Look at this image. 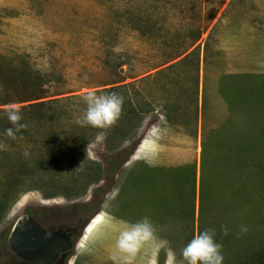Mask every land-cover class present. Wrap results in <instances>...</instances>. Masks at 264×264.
Masks as SVG:
<instances>
[{
  "label": "rangeland",
  "instance_id": "1",
  "mask_svg": "<svg viewBox=\"0 0 264 264\" xmlns=\"http://www.w3.org/2000/svg\"><path fill=\"white\" fill-rule=\"evenodd\" d=\"M0 62L17 68L28 64L41 73L45 97L15 104L22 109L45 103L44 111L61 123L51 121L54 127L42 128L32 122L26 133L18 134L21 137L0 136L6 145L0 150V196L9 188L1 172L8 168V160L20 155L29 159V165L40 161L52 134L63 141L60 155L68 166L67 175L96 164L102 171L99 181L72 199H46L41 189L23 191L50 178L35 173L33 183L24 182L23 193L4 214L0 249L27 212L63 230L91 215L86 228L79 230L69 264H111L120 221L135 222L144 216L168 242L151 264H168V249L180 261L189 235L211 223L216 235L228 230L225 240L216 236L224 250L232 249L223 251L230 255L224 256L223 263L235 262L237 247L244 249L239 241L238 246L230 243L235 238L246 244L264 239V182L253 177L251 185L241 183L231 172L233 163L223 175L220 163L225 159L227 165L234 159L219 157L216 150L212 155L219 177L212 176L211 167L205 174L215 182L212 193L217 204L211 206L207 198L210 209L206 206L204 222L209 224L200 221L204 144L217 139L226 146L228 140L264 134V0H0ZM113 89L127 102L122 118L130 104L139 113L150 111L141 123L137 118L121 119L118 125L126 132L133 123L140 128L116 151L110 150L115 141L109 139L114 127L100 132L76 122L85 111L82 96L87 91L99 94ZM15 90L10 93L32 96L31 88ZM169 106L177 109L171 121L165 116ZM82 131L86 132L83 138ZM116 140L120 141L118 136ZM261 141L247 173L261 172L264 178V136ZM25 149L30 153L27 158L22 154ZM187 166L195 167V195L189 185L175 186L163 175ZM165 185L167 190L171 186L168 197L163 193ZM242 185L248 186L243 187L248 194L239 190ZM146 261L141 255L137 264Z\"/></svg>",
  "mask_w": 264,
  "mask_h": 264
},
{
  "label": "trees",
  "instance_id": "2",
  "mask_svg": "<svg viewBox=\"0 0 264 264\" xmlns=\"http://www.w3.org/2000/svg\"><path fill=\"white\" fill-rule=\"evenodd\" d=\"M7 66L4 62H0V107L1 106H6L9 103H25V102H31V101H38L43 99L45 96V93L43 91V86L44 83L43 81L45 80L43 78V75L35 70H33L31 67H29L28 64H22L20 68H17L16 66ZM17 76V77H14ZM14 77V78H13ZM32 89V96L28 98H21L17 95H12L10 92L12 89H17L15 91L22 90L23 92L26 91V89ZM112 91H118V90H110L109 92ZM261 96H264V91L262 92ZM125 103H127L125 101ZM131 108L128 110V113H125V117L127 120L134 121L136 118L138 121H141L146 117L147 114L150 113L149 110H143L140 113L136 111V108L133 106V104H130ZM46 108L45 103H38L34 104L28 107H24L21 109V111H25L24 117V122L27 123V128L28 129L31 125L32 122L36 123L37 125H41L42 128L44 127H50L51 121H55L56 125L61 124L60 120L56 119L54 116H48V113L44 111ZM172 108V109H171ZM167 113L165 116H167V120L169 121L175 119V114L177 112L176 106H169L168 108H165ZM124 113V110H122ZM122 113V114H123ZM121 114V115H122ZM38 116V117H37ZM124 116V115H123ZM120 116L119 120L116 122L114 127V131L112 133V137H109L110 140L115 141L111 145L110 150L111 151H116L119 149V147L125 142V141H130L132 140L137 132L138 129L140 128V124L131 125L129 127L127 132L125 129L120 127L118 123L122 122L121 119H125ZM47 119V120H46ZM9 121L6 119V117L3 115V110H0V136L2 138H7L3 136V132L6 128L10 127ZM48 127V128H49ZM54 127V125L52 126ZM89 128V130H98L100 132H103L104 130L109 131L111 128L108 129H98V128H93L91 126H86ZM232 128V127H230ZM26 133L25 129L21 131V133L18 134H23ZM110 133V132H108ZM17 134V137H21L20 135ZM82 136L83 138L86 135V132L82 131ZM214 135V134H213ZM119 137L120 141L116 140V137ZM255 136L257 137H248V138H236L235 140H228V144L226 146H221L217 139L214 140H208L204 146H203V158H202V167H203V179L201 183V207H200V221L203 220L204 225L206 226V223L204 222V216L206 215L207 212V207L210 209L209 206L206 205L207 203V198L209 199L208 203L212 206L213 203L217 202L214 200L213 193L212 191L215 188V182L211 180V177H216L219 175L217 170L215 169V165L217 163L216 157L212 154H214V151L216 150L219 153L220 156H226L230 158L227 155L233 156V159L231 163H228L225 165V159L223 160V163L221 166L222 174L224 175L225 172H229V167L233 163V166L231 167L232 171L231 172H236L238 176H236L237 180L245 183L252 182L254 178H259V180L263 183L264 178L261 176V172H255V173H247V170L249 169V165L253 159L256 157L254 156L256 152L259 150V148L262 145L261 139H263L264 134H256ZM56 134H52L44 143V149L46 151V154L42 156V159L40 161H34L33 164L29 165V159H24L20 155L19 157L8 160V164L5 161L6 167H8L6 170L5 168L2 169L1 172H5L6 175V180L9 185L8 190L3 192V195L0 196V223L3 221V217H5L4 214H7L12 206L11 203H13L19 195L23 193V191H28L29 189H33L39 191L40 189L43 191V195L46 199H51L55 198L58 196H63L65 198H77L82 196L86 191L91 187L95 182L100 180V177L102 176V171H101V166L95 165L92 163L94 166H88V168L84 167L83 171L81 173L77 174H72L69 172L68 174V166L65 165L64 158L60 154H63V141L61 140H56L57 139ZM81 138L79 141L81 142ZM230 138V137H228ZM211 139V138H210ZM251 141V142H249ZM213 142V143H212ZM233 142H238V145H231ZM83 143H90V140L87 141H82V146H85L86 144ZM237 146H240L239 148L241 149L239 153H237L238 148ZM216 152V153H217ZM213 157V159H211ZM231 159V158H230ZM235 161V162H234ZM215 164V165H214ZM219 166V167H220ZM5 167V166H4ZM206 167H211L210 172H212V176L210 174L206 175L205 172L206 170L208 171L209 169ZM239 169V170H238ZM163 171V170H162ZM230 172V173H231ZM35 173L43 174L45 179L46 177H50L47 182L42 183L41 186H25L24 187V182L27 180L32 184L33 182L30 181ZM242 174L243 176H239V174ZM46 175V177H45ZM164 177L167 179H170L172 183H175L177 186V183L181 184V188H185L189 185L191 187L192 193L195 195V176H196V171L195 167L192 166H187L183 168H171L165 171L163 173ZM219 177V176H218ZM254 177V178H253ZM261 177V178H260ZM36 179L38 177L36 176ZM68 180V182H67ZM215 180V179H213ZM37 182V181H36ZM171 183V184H172ZM185 186V187H183ZM225 186V183H224ZM258 185H255L254 190L256 193V190H258ZM24 187V188H23ZM165 191L163 193H166V196L168 197V194L171 190V186L169 190H167V186H164ZM243 187H248L246 185L240 186L239 190H242L245 192V188ZM23 188V191L21 189ZM27 188V189H26ZM257 188V189H256ZM20 189V190H19ZM14 190L17 191L19 190V193L15 195ZM239 190L237 192H239ZM156 191V190H155ZM160 192V191H158ZM168 192V193H167ZM163 193H161L163 195ZM248 194V192H245ZM234 194V193H233ZM15 196V197H14ZM17 196V197H16ZM156 197V199H159L160 197L156 195H153ZM16 198V199H15ZM15 199L14 201H12ZM168 199V198H167ZM175 199V197L173 198ZM250 202V201H249ZM207 206V207H206ZM212 211V208H211ZM214 212V211H213ZM212 212V213H213ZM195 215V214H194ZM193 215V218L195 217ZM203 217V218H202ZM213 223L211 225L207 226L204 228V226H201L200 231H203L208 228H212ZM199 231V232H200ZM190 238H192L193 234L189 235ZM216 236L224 237V240L226 238V235L224 234H218ZM236 237H239L236 235ZM264 237V236H263ZM240 238V237H239ZM217 239V238H216ZM228 239V238H227ZM220 240V239H219ZM239 241V245L244 246V249L241 250L239 247H237V254L235 255L237 257L235 262H232L230 260L224 262L223 264H264V239H259L256 240V242L248 241L249 244H246V241L242 242V240H236L230 242L233 245V242L236 246L237 242ZM256 246V247H254ZM248 248V249H245ZM223 251H232V249L227 248L224 250L222 248V254L223 256L230 257V255L226 254ZM230 259V258H229Z\"/></svg>",
  "mask_w": 264,
  "mask_h": 264
},
{
  "label": "clouds",
  "instance_id": "3",
  "mask_svg": "<svg viewBox=\"0 0 264 264\" xmlns=\"http://www.w3.org/2000/svg\"><path fill=\"white\" fill-rule=\"evenodd\" d=\"M82 99L86 108L76 122L81 126L98 129H108L115 125L122 114L125 102L124 96L115 91L98 94L94 90H89ZM3 115L11 126L6 128L2 135L16 139L17 134L27 128L20 106L9 103L3 109ZM5 148V143L0 141V150ZM22 154L26 158L30 155L27 149ZM222 230L224 235L228 234L227 228ZM241 230L247 231L246 227H242ZM167 244L168 242L158 235L157 227L150 217L144 216L135 222L122 220L114 238L111 264H137L141 255L147 257L146 264H151L152 258L160 249L167 248ZM222 247L223 245L216 239V230L208 228L193 234L181 249L180 261L177 260L175 252L168 249V264H223Z\"/></svg>",
  "mask_w": 264,
  "mask_h": 264
},
{
  "label": "water",
  "instance_id": "4",
  "mask_svg": "<svg viewBox=\"0 0 264 264\" xmlns=\"http://www.w3.org/2000/svg\"><path fill=\"white\" fill-rule=\"evenodd\" d=\"M10 242L18 256L42 263H45V258L54 259L59 252L72 248L69 237L61 232H46L30 216L18 219L11 232ZM52 247L57 248L52 251Z\"/></svg>",
  "mask_w": 264,
  "mask_h": 264
},
{
  "label": "flooded vegetation",
  "instance_id": "5",
  "mask_svg": "<svg viewBox=\"0 0 264 264\" xmlns=\"http://www.w3.org/2000/svg\"><path fill=\"white\" fill-rule=\"evenodd\" d=\"M23 216H30L35 224L37 226L41 227L48 233H53V232H61L65 236L69 237L70 242L72 243V248L64 251V252H59L58 255H54L55 258H45V263L42 262H37L34 260H27L24 259L16 254V252L12 248V243L10 242V236L7 238L6 243L4 242L3 246L0 249V264H69L70 263V255L73 253V251L76 249L78 245V239L82 232V228L85 227V224L87 221L90 219L91 215L87 216H82L77 219V221L73 224L69 223V226L63 230V228H56L53 223H43L41 222L37 215L34 214L31 216L30 212H27L23 214ZM15 225V224H14ZM50 226V227H48ZM35 241V239H34ZM2 245V244H1ZM0 245V246H1ZM57 247H52V251H54ZM53 256V255H50ZM4 257V258H3Z\"/></svg>",
  "mask_w": 264,
  "mask_h": 264
}]
</instances>
